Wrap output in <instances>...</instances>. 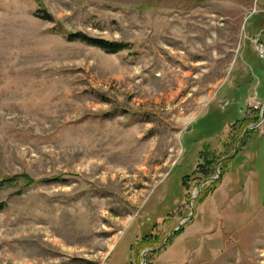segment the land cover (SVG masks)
Here are the masks:
<instances>
[{"label": "rangeland", "instance_id": "rangeland-1", "mask_svg": "<svg viewBox=\"0 0 264 264\" xmlns=\"http://www.w3.org/2000/svg\"><path fill=\"white\" fill-rule=\"evenodd\" d=\"M261 31L264 0H0V264H264Z\"/></svg>", "mask_w": 264, "mask_h": 264}, {"label": "crops", "instance_id": "crops-1", "mask_svg": "<svg viewBox=\"0 0 264 264\" xmlns=\"http://www.w3.org/2000/svg\"><path fill=\"white\" fill-rule=\"evenodd\" d=\"M259 36H260V38H262V41H263V44H264V32H260L259 33ZM262 81H264V78H263V80H258L256 83H257V86L259 87V86H261L262 85ZM257 87V88H258ZM258 90V89H257ZM256 147H257V144L254 146V151H256L257 149H256ZM263 147V146H262ZM262 147H261V149H262ZM258 151V150H257ZM248 156V154L245 156V157H247ZM249 157V156H248ZM229 158H231V157H227V158H225L224 159V161L225 160H227V159H229ZM227 161H229V160H227ZM249 161H251V159L249 160ZM244 166H246L247 167V165L245 164ZM230 173H232V171H230L228 174H230ZM233 175H234V173H232V175L229 177V179H227L226 181H225V183H223V188L221 187V189L220 190H218L216 193H215V196L213 197V198H209V200H208V203H210L207 207H204V210H203V212L205 211V214L204 215H202V217L201 216H199V220H198V224L196 225V227H195V231L196 232H199L200 233V240L202 241L203 239H206V240H208L209 242L211 241V243L214 241V243H215V240H212V236L213 235H210L209 233H207L206 231H207V229H209V228H212V225H213V223H215V221L214 222H212V219H213V217H214V215L215 214H217L218 212H219V209H218V207L216 206V202H217V199H218V197L216 196V195H219L218 194V192L219 191H221L222 190V192H221V194H222V196H220V197H223V199H226V200H229V196L232 194V192H233V190L235 189V188H237V186L234 184V182H236L237 183V181H235V180H232V177H233ZM252 179V177L250 178V177H248L247 179H246V185H245V188L246 187H248L249 186V182H250V180ZM234 184V185H233ZM232 186V187H228V186ZM242 193H238L237 194V197L239 196V195H241ZM248 194H250V190H248L247 192L245 191V192H243V198L244 197H247V198H245V199H248L249 198V195ZM242 198V196H239V198H237V200H236V202H234V204L232 205V208H231V206L229 205V207H230V209L228 210V208H227V210H226V208H225V216H233V214L235 213L234 212V209H235V206H238L237 204L240 202V201H242V200H240V199H243ZM235 200V198H232V200ZM231 200V201H232ZM225 207H228V205L227 204H225ZM202 213V212H201ZM200 215V214H199ZM193 217H194V215H193ZM201 217V218H200ZM230 219H227V221L226 222H228ZM194 231V233H195V235L194 234H192V236L191 237H195L196 236V232ZM216 235V234H215ZM186 242V239H184L183 240V243H185ZM195 253H196V255L198 256V255H200V254H203L204 252H203V250H199L198 248L195 250Z\"/></svg>", "mask_w": 264, "mask_h": 264}, {"label": "trees", "instance_id": "trees-1", "mask_svg": "<svg viewBox=\"0 0 264 264\" xmlns=\"http://www.w3.org/2000/svg\"><path fill=\"white\" fill-rule=\"evenodd\" d=\"M41 13V17L42 19L48 21V22H52V18L49 14L41 11L39 12ZM60 32V31H58ZM59 34L64 35V33L61 31ZM66 38L68 41H79L82 42L86 45L92 46V47H96L99 48L101 51L107 53V54H117L123 50H125L128 46L127 44H118V43H112V42H107V41H103V40H97V39H91L86 35L83 34H73V33H68L66 34ZM256 121H258V118L256 119ZM251 124V123H250ZM210 164V163H208ZM206 175V173H204ZM214 173L210 174V175H206L204 178V182L209 181L210 179H212L214 177ZM220 180V178L218 180H214L211 182V186H214L218 181ZM7 181H1L0 182V192L2 190V188L6 185ZM2 211V206H0V213ZM177 235V233H176Z\"/></svg>", "mask_w": 264, "mask_h": 264}, {"label": "water", "instance_id": "water-1", "mask_svg": "<svg viewBox=\"0 0 264 264\" xmlns=\"http://www.w3.org/2000/svg\"><path fill=\"white\" fill-rule=\"evenodd\" d=\"M263 116H264V107L262 108V111H261V114H260V117H261L262 120H263ZM253 127H256V126H253ZM236 152H237V150L234 151V153H236ZM212 181H213V179H210L208 182H212ZM205 183H207V182H205ZM191 211H192V208H191ZM190 215H191V213H190ZM173 234H175V233H173ZM166 240H167V238L165 239V242H166Z\"/></svg>", "mask_w": 264, "mask_h": 264}, {"label": "built area", "instance_id": "built-area-1", "mask_svg": "<svg viewBox=\"0 0 264 264\" xmlns=\"http://www.w3.org/2000/svg\"><path fill=\"white\" fill-rule=\"evenodd\" d=\"M261 53H262V55H264V50H263V51H261Z\"/></svg>", "mask_w": 264, "mask_h": 264}]
</instances>
